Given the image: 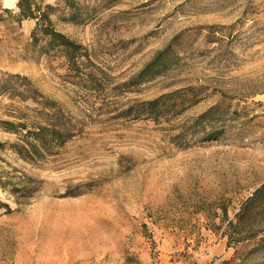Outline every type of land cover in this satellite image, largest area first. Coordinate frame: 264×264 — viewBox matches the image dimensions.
I'll return each instance as SVG.
<instances>
[{"label":"rangeland","instance_id":"374dc122","mask_svg":"<svg viewBox=\"0 0 264 264\" xmlns=\"http://www.w3.org/2000/svg\"><path fill=\"white\" fill-rule=\"evenodd\" d=\"M32 1L55 8L54 28L85 48L98 82L35 41L36 21L15 17L19 0H0V85L27 79L73 132L53 156L18 160L2 121L39 106L0 94V170L36 189L21 206L0 191L14 210L0 211V264L231 260L227 222L264 182V0H73L76 13L65 0ZM155 59L154 75L132 86ZM158 99L157 121L129 111Z\"/></svg>","mask_w":264,"mask_h":264},{"label":"trees","instance_id":"16d2710c","mask_svg":"<svg viewBox=\"0 0 264 264\" xmlns=\"http://www.w3.org/2000/svg\"><path fill=\"white\" fill-rule=\"evenodd\" d=\"M65 1L67 4L71 3L69 7L76 13L77 9L72 4L73 0ZM18 10L15 17L19 22L27 19L36 21V29L33 32L35 41L39 40L38 35L42 36L51 50L66 59L71 70L76 72L79 81L90 80L93 86L97 85L98 80L94 78L93 74L86 72L83 67L85 65L84 58L90 60L85 48L54 28L51 19L52 13L55 11L53 6L46 5L43 9L40 6H34L32 0H19ZM2 11L10 15L13 13V11L4 8ZM156 63V59L149 63L131 82V85L142 84L151 78L155 73L152 69ZM17 83L12 84L10 81H4L0 85V94L8 95L14 103L23 105L30 101L39 108L32 109L26 106L27 109L23 112L15 110V113L10 116L11 120L2 121V128L5 132L17 136V141L10 145V149L17 159L34 165L47 159L48 156H53L56 151L64 147L72 139L73 132L66 114L56 103L45 99L27 79H23L22 84ZM14 85H18V88H13ZM160 102L161 100L158 99L137 104V106L129 108V111H134L137 118L157 121L164 115V109L159 105ZM213 110L214 108H211L203 116L211 119ZM27 112H34V119H32V114ZM223 133L222 130L213 132L209 135V139L216 140ZM2 147L4 144L0 143V148ZM0 161L4 162L2 159ZM27 181L23 183L19 181L18 184L15 176L0 170V191L12 198L17 206L26 204V201L35 196L36 189L32 186L35 180L28 178ZM0 211H4V215L14 212L10 205L1 199ZM223 213L228 217L227 209H224ZM226 232L229 237L228 246L235 248V255L231 260L223 261L220 264H264V182L234 211V217L227 222Z\"/></svg>","mask_w":264,"mask_h":264},{"label":"water","instance_id":"95a60500","mask_svg":"<svg viewBox=\"0 0 264 264\" xmlns=\"http://www.w3.org/2000/svg\"><path fill=\"white\" fill-rule=\"evenodd\" d=\"M4 3H5V4H8L9 6H12V5L15 4V3H14V0H4Z\"/></svg>","mask_w":264,"mask_h":264},{"label":"bare ground","instance_id":"6f19581e","mask_svg":"<svg viewBox=\"0 0 264 264\" xmlns=\"http://www.w3.org/2000/svg\"><path fill=\"white\" fill-rule=\"evenodd\" d=\"M14 1H15V3H17L18 0H14ZM6 6H8V5H6ZM13 7H15V6H13Z\"/></svg>","mask_w":264,"mask_h":264}]
</instances>
